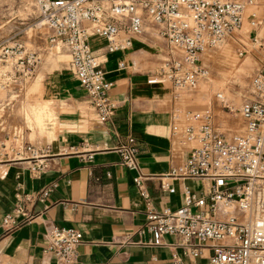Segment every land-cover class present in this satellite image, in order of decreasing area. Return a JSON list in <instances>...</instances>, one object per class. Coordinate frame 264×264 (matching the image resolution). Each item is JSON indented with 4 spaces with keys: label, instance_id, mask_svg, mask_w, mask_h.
Here are the masks:
<instances>
[{
    "label": "built area",
    "instance_id": "obj_1",
    "mask_svg": "<svg viewBox=\"0 0 264 264\" xmlns=\"http://www.w3.org/2000/svg\"><path fill=\"white\" fill-rule=\"evenodd\" d=\"M37 16L32 26L44 30L46 50L56 55L66 52L69 67L86 91L90 105L103 124H112L117 104L110 97L113 83L106 79L102 57L132 49L143 34L152 33L168 50L167 60L152 73L149 85H169L177 97L193 92L209 76L200 56L215 48L243 26L247 9L257 0H35ZM250 24L260 25L257 14ZM93 40L103 46L94 49ZM254 41L257 42L256 37ZM246 53L242 50L240 55ZM43 62L42 54L30 48L18 33L3 36L0 28V91L24 100L27 87ZM120 68H125L123 63ZM254 99L234 109L222 94L217 98L224 109L238 112L245 121L242 132L214 127L213 112L188 113L184 122L178 114L172 133L188 148V156L163 177V193L174 194L171 180H198L199 192L185 190L184 204L177 210L158 212L146 186L134 139L116 149L121 165L135 172L134 184L145 200V221L136 232L149 234L141 245H165L164 236L182 242V254L173 251L172 264H185L184 258L198 259L209 252V264H264V215L260 208L259 183L264 181V64L252 78ZM8 104V103H7ZM3 107H9L4 105ZM1 117L0 121L4 122ZM0 126L4 132L6 124ZM2 153L14 158L29 154L35 165L30 171L42 175L48 169L44 160L49 148L25 140L15 124L0 141ZM88 156L87 159H91ZM55 183L33 193L17 192L13 209L5 214L0 228L9 232L21 223L35 219L37 203L46 206ZM46 252L57 264H75L82 243L80 231L49 227ZM126 243L132 244L130 240Z\"/></svg>",
    "mask_w": 264,
    "mask_h": 264
},
{
    "label": "crops",
    "instance_id": "obj_2",
    "mask_svg": "<svg viewBox=\"0 0 264 264\" xmlns=\"http://www.w3.org/2000/svg\"><path fill=\"white\" fill-rule=\"evenodd\" d=\"M34 20L30 15L24 20L17 18L14 22L18 27L8 34L0 25L2 35L18 33L34 49L28 37ZM41 31L36 38L41 46L36 51L42 54L43 62L33 80L41 76L42 97L56 109L59 130L54 141L38 145L49 148L44 160L49 167L40 176L30 171L36 162L29 154L11 158L0 148V222L13 209L17 192H37L50 183L57 187L46 206L37 203L33 207L34 220L9 232L0 228V264H57L55 257L45 251L51 226L81 232L75 264H172L173 251L182 254L179 247H174L182 242L180 238L164 236L162 246L139 244L151 238L136 232L145 221L147 206L134 184L135 172L121 165L116 151L129 138L134 139L140 168L148 177L146 186L158 212L164 208L177 210L184 204L186 189L199 192L203 188L198 180H171L174 194L163 193L160 188L163 177L188 156V148L172 133L180 97L169 85L147 83L162 61L159 52L151 47L163 44L145 33L134 40L131 50L102 57L106 79L113 83L109 94L117 104L113 123L103 124L80 82L67 72L59 73L61 67L54 69L48 62L47 41ZM92 45L97 50L103 42L93 40ZM121 63L125 68H120ZM60 76L65 79L60 81ZM5 93L0 106H10L11 114L21 101L10 92ZM4 118L0 124H6L9 132L15 120L11 115ZM6 132L0 126V141ZM88 156L92 158L87 159ZM128 240L132 244L126 243ZM184 262L209 264V252L198 259L184 258Z\"/></svg>",
    "mask_w": 264,
    "mask_h": 264
},
{
    "label": "rangeland",
    "instance_id": "obj_3",
    "mask_svg": "<svg viewBox=\"0 0 264 264\" xmlns=\"http://www.w3.org/2000/svg\"><path fill=\"white\" fill-rule=\"evenodd\" d=\"M253 13L257 14L260 22L256 28L250 24V16ZM37 14L35 0H0V25H3L4 34L18 27V24L14 22L17 18L24 20L30 15L34 19ZM40 32L42 33L41 29L34 26L28 32V37L35 50L40 49L41 46L40 39H36L40 36ZM149 35L155 37L152 33ZM254 37L257 42L254 41ZM155 39L163 44V48L158 45L150 46L152 51L159 52L158 55L162 61L157 67H160L168 58V50L161 39L156 37ZM242 50L246 51L243 56L240 55ZM200 59L208 69L209 76L202 80L193 92L183 94L178 99L177 114L181 118L180 122H184L188 113L211 110L214 115L215 128L227 132H242L245 129V121L241 114L229 113L223 108L217 95L222 94L224 100L234 109H240L254 99L251 90L252 78L264 64V0H257L247 9L243 26L237 33L227 37L215 48L202 53ZM47 60L52 62L54 69L61 67L59 73L67 72L79 82L68 68L69 57L66 52L56 55L48 51ZM55 72L54 70L53 73ZM64 77L60 76L59 80L63 81ZM41 80L39 75L30 83L27 104L24 100L18 103L11 114L9 113L12 109L10 106H0V118L11 115L15 120L14 124L24 133L25 140L35 146L41 144L42 141H54L60 124L52 102L42 97ZM5 99L6 93L0 91V101ZM6 129L8 131V128H5V131ZM262 202L260 197L258 203ZM261 210L264 215V209L261 208Z\"/></svg>",
    "mask_w": 264,
    "mask_h": 264
},
{
    "label": "bare ground",
    "instance_id": "obj_4",
    "mask_svg": "<svg viewBox=\"0 0 264 264\" xmlns=\"http://www.w3.org/2000/svg\"><path fill=\"white\" fill-rule=\"evenodd\" d=\"M259 193L260 197L262 198V203L260 204V208L264 209V181L259 183Z\"/></svg>",
    "mask_w": 264,
    "mask_h": 264
}]
</instances>
